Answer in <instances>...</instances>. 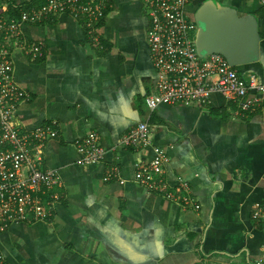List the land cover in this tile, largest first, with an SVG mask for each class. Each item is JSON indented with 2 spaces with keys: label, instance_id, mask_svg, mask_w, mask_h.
Returning a JSON list of instances; mask_svg holds the SVG:
<instances>
[{
  "label": "crops",
  "instance_id": "obj_1",
  "mask_svg": "<svg viewBox=\"0 0 264 264\" xmlns=\"http://www.w3.org/2000/svg\"><path fill=\"white\" fill-rule=\"evenodd\" d=\"M29 0H0L10 13ZM252 15L260 35L259 60L236 66L264 81V9L257 0H194ZM98 21L95 46L82 20L57 15L23 27L33 60L14 53L15 80L26 97L16 121L30 131L56 120L58 136L42 148V168H54L58 199L49 220L14 225L0 234L7 264H264V225L251 218L264 201V101L243 116L220 93L202 107L162 104L149 115L145 97L155 70L141 0H110ZM151 129L149 147H120L138 122ZM96 132L107 149L97 165L78 164L75 142ZM115 146L114 151L109 150ZM164 152V176L182 183L200 205L184 208L133 181L135 164ZM106 166L118 179L105 182Z\"/></svg>",
  "mask_w": 264,
  "mask_h": 264
},
{
  "label": "built area",
  "instance_id": "obj_2",
  "mask_svg": "<svg viewBox=\"0 0 264 264\" xmlns=\"http://www.w3.org/2000/svg\"><path fill=\"white\" fill-rule=\"evenodd\" d=\"M141 1L149 18L146 41L155 70L153 87L145 97L149 115L162 104L205 106L210 103L212 93H220L231 103L234 117L243 116L264 101V81L256 74L241 75L223 55L197 51L199 25L187 11L194 0ZM257 1L264 9V0ZM31 2L34 3L21 9L18 16L0 11V234L14 225L49 220L58 199L53 192L59 184L58 171L41 167L45 142L58 136L57 121L51 120L30 131H22L16 121L26 95L14 77V53L23 51L31 60L41 54L40 46L24 40L23 27L65 14L82 20L92 43L100 46L98 21L111 6L110 0L28 1ZM151 143L147 120L138 122L118 141L120 147L134 149L149 147ZM75 147L77 162L84 166L102 163L107 152L96 132L77 140ZM115 149L113 146L109 150ZM163 161L164 152L154 148L151 159L135 164L133 181L168 201L198 210L200 205L185 183L181 191L169 185ZM118 176L115 166H106L102 179L109 182ZM251 218L254 223L264 225V201L253 204ZM0 264H7L1 252Z\"/></svg>",
  "mask_w": 264,
  "mask_h": 264
},
{
  "label": "water",
  "instance_id": "obj_3",
  "mask_svg": "<svg viewBox=\"0 0 264 264\" xmlns=\"http://www.w3.org/2000/svg\"><path fill=\"white\" fill-rule=\"evenodd\" d=\"M213 6L206 8L203 4L194 12L199 25L197 51L219 53L235 67L258 61L260 35L256 18L250 14L241 16L231 6Z\"/></svg>",
  "mask_w": 264,
  "mask_h": 264
},
{
  "label": "trees",
  "instance_id": "obj_4",
  "mask_svg": "<svg viewBox=\"0 0 264 264\" xmlns=\"http://www.w3.org/2000/svg\"><path fill=\"white\" fill-rule=\"evenodd\" d=\"M34 2H31V3H27V4H19V5H23L22 6V8H20V9H16V8H13V10H11V12H10V14H12V15H19V12H20V10L21 9H24V8H28L31 4H33ZM263 226V225H262Z\"/></svg>",
  "mask_w": 264,
  "mask_h": 264
},
{
  "label": "rangeland",
  "instance_id": "obj_5",
  "mask_svg": "<svg viewBox=\"0 0 264 264\" xmlns=\"http://www.w3.org/2000/svg\"><path fill=\"white\" fill-rule=\"evenodd\" d=\"M213 5H216V3H213V4H212L211 2H208V1L204 3V6H205L206 8H213V7H214ZM217 5H218V4H217ZM201 43H202V42H201Z\"/></svg>",
  "mask_w": 264,
  "mask_h": 264
}]
</instances>
